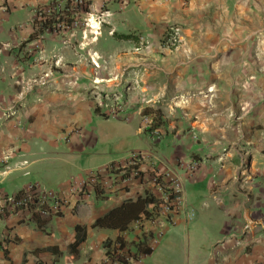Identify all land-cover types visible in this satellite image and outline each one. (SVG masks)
I'll use <instances>...</instances> for the list:
<instances>
[{
	"label": "crops",
	"instance_id": "1",
	"mask_svg": "<svg viewBox=\"0 0 264 264\" xmlns=\"http://www.w3.org/2000/svg\"><path fill=\"white\" fill-rule=\"evenodd\" d=\"M47 3L0 0V199L33 185L67 204L43 217L42 230L29 211L2 217L0 241L18 240L0 248V264H122L104 248L117 249L118 237L127 264H264V45L232 22L259 17L242 6L250 0H89L90 22L103 20L96 39L82 27L46 31L20 51ZM170 25L181 30L175 51L161 44ZM49 71L33 89L15 84L21 72L31 81ZM113 80L123 86L111 98ZM178 97L185 101L172 104ZM11 107L17 114L5 117ZM131 152L144 156L139 177L122 182L104 171ZM155 171L177 179V211L145 219L144 229L137 220L121 232L91 228L145 191L159 198ZM82 185L86 197L74 207ZM76 225L86 226V238L72 258ZM143 244L150 252L139 251ZM47 247L53 251L34 252Z\"/></svg>",
	"mask_w": 264,
	"mask_h": 264
},
{
	"label": "built area",
	"instance_id": "2",
	"mask_svg": "<svg viewBox=\"0 0 264 264\" xmlns=\"http://www.w3.org/2000/svg\"><path fill=\"white\" fill-rule=\"evenodd\" d=\"M57 1V0H56ZM61 3V2H60ZM58 3H56L57 6ZM88 4L86 0H67L66 4V11L69 12L70 16L74 19L72 25L70 28H64L60 27L57 29H54L52 31L54 32H61L69 30L73 27H82L83 32L85 29L88 30V33L92 36L93 39H96L100 35V29L103 25V20L99 16L98 19L95 20V24H90V15L87 10ZM53 9L49 6L45 7L41 13H38V15L35 13V16L38 17V20H41L46 14L51 13ZM104 12V11H103ZM51 31V30H47ZM56 65V62H55ZM95 65V63H94ZM51 75V71L48 73H44L42 77L39 79H33L31 81L24 80L23 72L19 73V79H16L15 84L21 87V89L30 90L33 89V86L36 84H41L42 80L47 79ZM93 84L98 85L97 79H93ZM44 83V82H43ZM17 109L15 107L9 108L6 113L4 114L5 117H9L12 115H16ZM115 114V112H112ZM143 123L145 126H150L151 123L150 119L147 116L143 117ZM144 161V156L141 153L138 152H131L129 156L121 161V162H115L107 165L104 169V171L107 174H111V178L121 180L122 182H125L126 180L132 178V177H139L141 174L140 170V164ZM197 162H190L186 165V169L190 172L195 171L197 168ZM130 169L131 172L129 173L128 177L123 178V172L126 171V169ZM117 169H122L120 173H115L114 171ZM101 171L91 172L92 177L97 178L100 176ZM152 182L157 187L160 196L159 198L162 200L161 203L155 205L152 207V218L148 219L151 223H153L157 218L161 216L169 217L172 215L175 211H177V208L181 206L182 199L180 196V192L177 189L178 184L176 182V178L173 177L172 173L165 172L163 174H160L158 172H153L151 177ZM95 182H97L95 180ZM165 189H170L167 193H164ZM26 191H28L29 194L35 193L37 197L39 198L37 206V211L40 214L41 217H48L50 215H55L58 212H61L65 204H67V200H65L64 197H61L57 193H52L49 191L44 190L43 188H40L38 186L29 185L25 188ZM74 204L73 206L76 207L79 205V203L84 201V198L86 197V192H84V186L82 185L80 189L74 194ZM27 198V199H26ZM21 198L18 200L14 199V196H8L6 198L0 199V215H5V212H10L17 207H26V205L31 200L30 197ZM43 207V208H42ZM24 211H29L27 208L23 210H17L15 213L18 215ZM31 213V212H30ZM189 218H193L194 214L189 213ZM2 220V218H0ZM146 222L145 219H139L136 222V226L140 229L143 228V224ZM170 222L174 223L173 219L170 218ZM144 232H146L144 230ZM159 237V236H157ZM157 237L152 240L151 245L149 247H153L157 243ZM135 264H138L137 261H135Z\"/></svg>",
	"mask_w": 264,
	"mask_h": 264
},
{
	"label": "trees",
	"instance_id": "3",
	"mask_svg": "<svg viewBox=\"0 0 264 264\" xmlns=\"http://www.w3.org/2000/svg\"><path fill=\"white\" fill-rule=\"evenodd\" d=\"M61 2V3H60ZM88 6H89V0H86ZM56 3L57 6H56ZM66 4L67 0H48L47 4L41 5L36 8L35 13L38 15V13H41L42 10L49 6L53 9L51 13L46 14L41 20H38V17L35 16L34 18V32L29 35V37L23 41L20 44L19 50L22 51L25 44L29 43L30 41L34 39H38V37L42 34H44L47 30H54L60 27L64 28H70L74 19L70 16L69 12L66 11ZM87 10L88 7H86ZM113 37L117 40H136V36L132 34H118L113 33ZM23 57H26L25 54L22 53ZM154 124L153 128H157L160 124V115L155 113L154 115ZM122 170V169H121ZM120 169L115 170V173H120ZM131 170L128 168L125 172H123V178L128 177ZM95 189L98 191V185L95 186ZM170 189H165L164 193H167ZM101 192V191H98ZM14 199L18 200L21 198L30 197L29 203L26 205V207H17L16 209L12 211L5 212V215L2 217H9L11 215H15V212L18 210L28 209L29 212H31L32 220H34L40 229L42 230L43 224L45 223L46 219L40 216V214L37 211V206L40 207L38 204L39 198L35 193L29 194L28 191L25 189H21L18 192H16L14 195ZM27 199V198H26ZM161 199L157 198L152 192L145 191L142 195H139L135 200H126L119 206H115L112 209H110L107 213L104 215L96 218L92 224L91 228H112L116 229L119 232L127 230L129 224L132 221H136L139 219H151L152 218V212L150 211V208L161 203ZM43 208V207H42ZM57 214H60L58 212ZM86 238V226L82 225H76L75 226V236L74 239L69 243L68 245V252L72 256V258H77L78 255V246L85 240ZM146 238V237H145ZM18 238L13 237L10 239L9 236L5 237L3 240L0 241V248L6 252V244L10 241H17ZM117 241L119 243L118 251L117 249H113L110 251L109 242L104 244V248L106 249V255L113 261L119 260L122 264H127V260L124 258L126 257L124 253L119 252L124 247V243L121 240V238H117ZM146 244H143L142 246H139V251L141 253H148L150 252L149 248L145 247ZM52 247L37 249L34 252L38 251H53Z\"/></svg>",
	"mask_w": 264,
	"mask_h": 264
},
{
	"label": "rangeland",
	"instance_id": "4",
	"mask_svg": "<svg viewBox=\"0 0 264 264\" xmlns=\"http://www.w3.org/2000/svg\"><path fill=\"white\" fill-rule=\"evenodd\" d=\"M242 6L245 9H247L246 10L247 12L253 11V12L257 13L259 15V17H253V18L243 17L241 20H233L232 22L235 23L236 28L241 27V28H243L244 33H248L250 43L254 44L255 47L258 44L263 46L264 45V19H263L264 3H263V1L262 0H250L249 5H242ZM105 10H108V9L104 6L102 8V11H105ZM227 23L229 25L230 20H228ZM238 26H240V27H238ZM180 31H181L180 27L177 25H170V26L166 27L164 29L162 36H161V44L166 46L170 51H175L176 49H178L180 47V45L183 43ZM122 44L125 45L123 42L119 43L118 45H122ZM141 44H142V41L138 37L137 45L142 47L143 45H141ZM262 55H264V54H262ZM252 56H254L253 52H252ZM114 81L115 80H113L112 85H110L107 88L108 89L107 92L105 91V93L108 94L109 97H111V98H114L115 96L121 94V92H122L120 90L121 92H119V94H118L117 90L114 88H119V86H123V83L119 82L120 83L119 86H116L113 88ZM117 82H118V80H117ZM108 84H111V83H108ZM206 96L207 95H204V97H206ZM181 101L184 102L185 100L178 97V98L173 99L171 102L173 104V102L177 103V102H181ZM133 125H134V122L131 124V127ZM125 134L126 133H124V136H126V137L123 138L124 143L130 142L131 139L127 138V135H125Z\"/></svg>",
	"mask_w": 264,
	"mask_h": 264
},
{
	"label": "bare ground",
	"instance_id": "5",
	"mask_svg": "<svg viewBox=\"0 0 264 264\" xmlns=\"http://www.w3.org/2000/svg\"><path fill=\"white\" fill-rule=\"evenodd\" d=\"M91 25L95 24V21L91 20L90 22ZM101 81L100 80H97V83H100Z\"/></svg>",
	"mask_w": 264,
	"mask_h": 264
}]
</instances>
